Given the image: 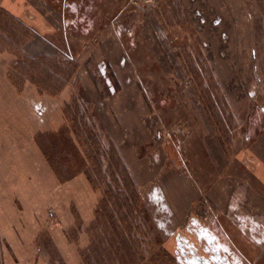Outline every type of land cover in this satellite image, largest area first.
<instances>
[{
    "label": "rangeland",
    "instance_id": "374dc122",
    "mask_svg": "<svg viewBox=\"0 0 264 264\" xmlns=\"http://www.w3.org/2000/svg\"><path fill=\"white\" fill-rule=\"evenodd\" d=\"M22 2L40 25L0 11V165L34 199L0 212V264H264L223 209L242 184L264 210V0Z\"/></svg>",
    "mask_w": 264,
    "mask_h": 264
},
{
    "label": "crops",
    "instance_id": "0c3cea01",
    "mask_svg": "<svg viewBox=\"0 0 264 264\" xmlns=\"http://www.w3.org/2000/svg\"><path fill=\"white\" fill-rule=\"evenodd\" d=\"M1 10H4L3 12L6 15L7 13H9L10 17L13 16L16 19H21V21H23L22 19H26V24L29 25L30 28L34 27L36 30L38 29L37 26L39 23L37 21L39 20V17H36L32 12L25 10L22 0H0V11ZM42 27L44 30H46L45 28L49 26L45 27L43 25ZM204 147L206 149L208 157H210L214 162L216 160L218 161V163H220L219 173H221L222 171L225 172L227 169V164L226 160L224 162L222 161L225 158L223 153L219 152L220 146L218 147V145L214 142L206 143L205 141ZM259 154L263 159L261 152ZM18 161L19 160L17 159L14 160V162L7 163L6 165H9L10 169L2 167V164L0 165V212L3 210V207L7 202H9L11 206L15 207L16 209L19 208L17 206V203L21 207V202H23L24 199L30 200L29 206H31L33 203L34 189L33 187H31V185L28 184L29 182L27 180V177L26 179L23 177V172L24 170H27L28 164H25L22 161H19V163ZM36 172L37 171H34L35 175ZM262 173L264 174V166L262 167ZM17 174L21 176L19 177V180L22 181V184L18 183ZM251 189L249 190L242 184L234 185L233 187H231V189L228 190L229 193L227 196V201L223 205V209L225 211V217L227 218L229 223L232 224L236 228V230H238V232L241 234V238H246L248 242H254L257 246L264 245V210L254 211L257 208H261V204L256 205L255 203L259 191H257L255 187L254 189L251 187ZM249 193H253V195H248ZM16 209L14 213H16ZM14 213L11 212L14 219H17ZM202 236L204 237V239H206V237H211L209 235V232L202 233ZM226 259L227 258H225L224 261H226ZM223 264L230 263L228 261L223 262Z\"/></svg>",
    "mask_w": 264,
    "mask_h": 264
}]
</instances>
